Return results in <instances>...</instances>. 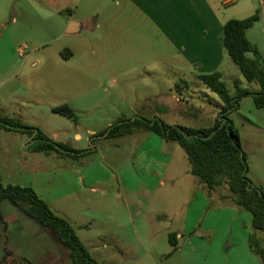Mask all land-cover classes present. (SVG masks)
I'll return each instance as SVG.
<instances>
[{
  "label": "rangeland",
  "instance_id": "rangeland-1",
  "mask_svg": "<svg viewBox=\"0 0 264 264\" xmlns=\"http://www.w3.org/2000/svg\"><path fill=\"white\" fill-rule=\"evenodd\" d=\"M30 1L0 0V114L37 126L51 139L69 143L77 149L87 148L93 134L119 118L157 116L147 109L151 101L161 102L162 94L166 95L167 108L172 110L159 116L167 123L207 127L214 122L222 105L221 100L188 72L184 78L189 83L193 82L191 90L174 88L169 81L162 82L161 74L157 72L148 73L149 88L132 90L114 88L107 80L94 85L78 74H64L62 67L52 63V59L63 60L56 52L58 43H44L47 22L37 9H26ZM24 12L28 13L27 16ZM251 39L264 56V21L256 24ZM247 56L253 57L251 53ZM35 62L38 65L35 66ZM52 64L56 66L50 67ZM164 65L170 71V65ZM160 68L164 66L160 65ZM222 73V80L231 94L236 93L237 87L259 90L256 82L244 78L230 57H226ZM109 74L108 70L102 77L107 78ZM168 75L174 76L172 72H167ZM65 76L71 84H74L73 81L83 84L65 85L68 84L65 83ZM133 77L147 79L141 72L133 73ZM173 94H177L179 100L169 102L168 98ZM147 97L151 100L141 106L140 99ZM65 104L74 110L75 120L53 111L54 107ZM180 111L182 116L177 115ZM230 118L239 130L243 148L248 154V175L256 186L264 189V108H257L252 97H245L240 109L233 112ZM139 132L135 138L140 140L148 133ZM76 134L81 138L75 139ZM2 136L9 139L6 145L12 148V155L16 154L15 148L19 149L22 140L28 139L26 135L0 128V144ZM133 138L128 137L125 143L118 138L97 142V150L84 158L82 170L78 169L80 166L67 168L61 161L59 163L56 155L48 159L38 157L47 164V168L36 173L35 184L31 186L54 212L72 224L93 257L99 256L94 247L102 245L101 234L107 236V253L115 248L109 242L112 233H105L113 232L118 238L116 247L121 256L115 264H177V257L170 254L173 249L168 241V232L184 217L176 216V212H203L199 201L194 203L202 183L188 171L191 166L184 149L177 142L169 141L168 146L173 147L174 162L165 175L160 176L164 185L159 183L145 194L143 182H146V172L140 167L142 142L137 144ZM119 143L122 145L118 149L115 145ZM7 172L1 169L0 174L4 177ZM130 172L136 174L138 182L132 179L128 182L127 173ZM118 179H123L125 190L130 185L138 188L134 199L128 202L124 195L116 196L121 187ZM11 181L20 180L15 177ZM215 192L208 201L210 209L204 212H235L233 210L237 208L230 199L223 197L229 194L228 187L222 185ZM257 235L264 248V232L258 231ZM5 247L34 264H70L68 250L60 245L56 237L29 219L22 207L9 201L0 204V264ZM111 261L103 263L113 264Z\"/></svg>",
  "mask_w": 264,
  "mask_h": 264
},
{
  "label": "crops",
  "instance_id": "crops-1",
  "mask_svg": "<svg viewBox=\"0 0 264 264\" xmlns=\"http://www.w3.org/2000/svg\"><path fill=\"white\" fill-rule=\"evenodd\" d=\"M26 9H37L47 22L44 43H58L56 52L63 60L52 59V63L62 67L64 74H78L94 85L107 80L114 88L126 90L149 88L150 78L147 75L150 72L161 74L160 80L169 81L174 88L179 86L178 89L191 90L193 82L189 83L184 78L187 72L196 81H201L199 76L202 74L215 71L222 73V66L226 57H229L222 44V34L224 25L229 20L245 19L259 11L258 22L264 21V0H31ZM27 14L24 12L25 16ZM257 23L247 30V36L253 44L255 42L251 35ZM164 63L170 65V71L165 69ZM34 64L38 65L37 62ZM55 64L50 67L56 66ZM160 65L164 68H160ZM108 70L110 74L107 78L102 77ZM135 72L144 73L146 81L133 77ZM167 72H172L176 77L167 76ZM66 81L68 84L65 85L68 86L83 84L80 81H73L74 84ZM162 95L161 102L153 100L147 109L158 114L157 116L172 111L167 108L166 95ZM143 99L139 101L141 106L151 100L149 97ZM168 99L169 102L179 100L177 94ZM177 115L182 116L183 113L180 111ZM139 133L141 132L118 139L125 143L128 142V137H134L135 143L142 142L140 149L143 158L140 167L146 172L143 191L147 194L153 186L159 183L164 185L160 176L165 175L169 165L173 164L174 154L173 147L168 146L170 142H165L150 132L140 140L135 138ZM80 138L79 134L75 135V139ZM8 140L6 136H2L0 144V171L8 170L4 177L0 174L4 184L32 187L36 173L47 168V164L38 157L48 159L56 155L59 163L61 161L67 168L80 166L78 169H83L85 157L74 160L56 153L47 155L31 152L25 147L27 138L22 140L19 149L15 148L16 154L12 155V148L6 145ZM121 145L119 143L115 146L119 149ZM188 171L191 173V167ZM15 177L20 181H11ZM131 179L136 180L133 172L127 173L128 182ZM118 180L121 187L116 196L124 195L128 202L134 199L138 188L130 185L125 190L123 179ZM215 193H209L202 183L194 203L199 201L203 212H176V216L184 217L175 223L173 229H169L168 236L175 233L178 240L177 249L171 250L170 254L177 257V264H264L250 249L252 215L249 212L237 209L233 210L235 212H204ZM4 224L8 227L6 222ZM199 225L201 228L196 235L185 237ZM105 233H112L109 242L115 248L107 253V236L101 234L102 245L94 247L99 255L96 258L102 264L107 260H112L115 264L117 259H121L117 253L119 248L116 247L118 238L113 232Z\"/></svg>",
  "mask_w": 264,
  "mask_h": 264
},
{
  "label": "trees",
  "instance_id": "trees-1",
  "mask_svg": "<svg viewBox=\"0 0 264 264\" xmlns=\"http://www.w3.org/2000/svg\"><path fill=\"white\" fill-rule=\"evenodd\" d=\"M259 20V11L245 19H231L224 25L222 34V44L227 54L247 81L259 85V90L250 91L237 87L236 93L231 94L222 80L220 71L199 76L206 87L222 102L218 115L210 126L188 127L169 124L159 116L119 118L104 130L93 134L85 149H76L69 143L58 142L51 139L41 128L2 114L0 128L7 132L26 135L28 139L25 147L31 152L47 155L56 153L74 160L94 153L97 142L101 140L125 137L138 131L156 134L167 142H177L184 149L191 164V174L206 186L209 193L226 185L229 194L223 197L230 199L238 210L248 211L252 215L250 249L264 261V248L256 234V231L264 232V189L256 186L248 175L250 171L248 154L243 148L240 132L230 118L233 112L240 109L241 101L245 97H252L257 108H264V56L247 36V30ZM249 53L253 55L252 58L247 56ZM53 111L75 120V112L67 104L54 107ZM3 201L22 207L29 219L38 223L44 231L52 233L60 245L68 250L70 264H102L92 256L72 224L54 212L34 188L4 184L0 175V203ZM210 205L206 211L210 209ZM200 228L199 225L185 237L196 235ZM169 243L173 251L177 249L178 240L175 233L169 234ZM18 261L20 264L21 261L22 264H31L5 247L1 264H14Z\"/></svg>",
  "mask_w": 264,
  "mask_h": 264
}]
</instances>
